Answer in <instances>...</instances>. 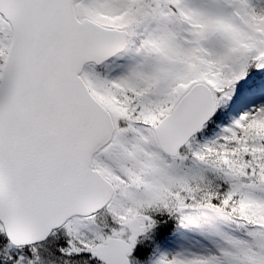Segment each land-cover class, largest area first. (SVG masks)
Here are the masks:
<instances>
[{"label":"snow or ice","instance_id":"obj_1","mask_svg":"<svg viewBox=\"0 0 264 264\" xmlns=\"http://www.w3.org/2000/svg\"><path fill=\"white\" fill-rule=\"evenodd\" d=\"M0 264H264V0H0Z\"/></svg>","mask_w":264,"mask_h":264}]
</instances>
